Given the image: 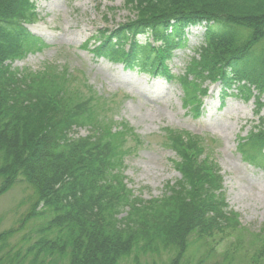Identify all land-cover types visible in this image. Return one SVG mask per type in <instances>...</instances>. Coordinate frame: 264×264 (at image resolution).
Segmentation results:
<instances>
[{
	"label": "trees",
	"instance_id": "16d2710c",
	"mask_svg": "<svg viewBox=\"0 0 264 264\" xmlns=\"http://www.w3.org/2000/svg\"><path fill=\"white\" fill-rule=\"evenodd\" d=\"M36 1L0 0V194L23 180L51 219L23 255L13 252L9 240L35 216L34 208L18 229L0 234V264L3 258L2 264H23L28 256V264H43L41 256L52 257L55 251L63 255L65 238L68 264H121L139 251L179 257L192 234L199 239L221 231L244 234L237 213L225 201L221 168L204 155L207 138L164 129L180 178L166 185L161 197L144 201L132 195L122 175L121 147L132 129L95 119L92 87L53 64L38 71L12 68L40 43L27 30L37 20ZM126 2L135 19L92 35L88 42L94 41L95 57L124 69L137 68L147 77L172 80L194 116L200 112L199 97L206 95L199 86L196 94L195 82L238 84L247 98L253 88L258 111L264 107L259 103L264 96V0ZM203 23L194 56L181 75L171 74L167 63L174 51L187 47L186 27ZM259 120L238 150L244 161L264 168V118ZM84 127L87 135L74 137ZM55 230L57 236L48 240ZM252 236L260 246L252 257L258 261L264 240ZM134 261L138 264L136 256Z\"/></svg>",
	"mask_w": 264,
	"mask_h": 264
},
{
	"label": "rangeland",
	"instance_id": "374dc122",
	"mask_svg": "<svg viewBox=\"0 0 264 264\" xmlns=\"http://www.w3.org/2000/svg\"><path fill=\"white\" fill-rule=\"evenodd\" d=\"M36 12L38 19L28 24L27 30L40 43L28 47L25 56L14 61L12 68L38 71L46 64H53L68 69L77 80L92 87L97 99L93 107L96 120L112 121L116 126L126 124L132 129L124 135L121 147L125 153L122 175L132 195L144 201L159 198L165 193L166 185L179 180L180 175L174 169L177 158L162 134L166 128L184 130L208 139L203 144L204 155L221 168L225 201L228 209L237 213L244 230L241 236L221 231L199 239L192 234L179 257L171 252L156 256L139 251L121 264H135V256L138 264H264V254L257 257L258 261L252 259L254 248L260 247L252 235L264 240V168L244 161L238 150L240 140L264 118V107L258 111L255 102L256 91L249 87L251 97L247 98L245 91L239 92L238 84L195 82L192 86L196 94L200 95L199 86L206 90V95L199 97L200 112L194 116L191 106L184 105L179 85L172 80L147 77L137 68L123 69L91 52L94 41L88 40L97 31L106 33L135 19L126 0H38ZM203 25L186 27L187 47L174 51L167 63L171 74H182L189 58L194 56L192 49L203 36ZM239 85L246 86L245 82ZM196 94L191 93L195 98ZM259 103H264V96ZM87 133L86 127L79 128L74 131V137H84ZM33 208L35 216L9 240L13 252L21 251V255L41 237V229L47 227L51 217L44 208L40 210L34 191L23 180H17L0 194V234L18 229ZM56 236L55 230L47 239ZM62 244L63 255L54 250L52 257L41 256L39 260L43 259V264H68L67 238ZM30 258L23 264H28Z\"/></svg>",
	"mask_w": 264,
	"mask_h": 264
},
{
	"label": "bare ground",
	"instance_id": "6f19581e",
	"mask_svg": "<svg viewBox=\"0 0 264 264\" xmlns=\"http://www.w3.org/2000/svg\"><path fill=\"white\" fill-rule=\"evenodd\" d=\"M179 75H181V74H178V75H176V76H179ZM167 80V79H166ZM170 81V80H169Z\"/></svg>",
	"mask_w": 264,
	"mask_h": 264
}]
</instances>
